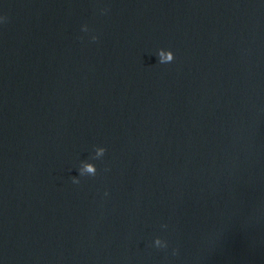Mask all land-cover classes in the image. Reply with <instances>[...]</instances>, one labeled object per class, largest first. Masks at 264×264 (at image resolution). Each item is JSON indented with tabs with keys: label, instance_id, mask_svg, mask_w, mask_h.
I'll return each instance as SVG.
<instances>
[{
	"label": "water",
	"instance_id": "95a60500",
	"mask_svg": "<svg viewBox=\"0 0 264 264\" xmlns=\"http://www.w3.org/2000/svg\"><path fill=\"white\" fill-rule=\"evenodd\" d=\"M0 264H264V0H0Z\"/></svg>",
	"mask_w": 264,
	"mask_h": 264
},
{
	"label": "clouds",
	"instance_id": "9594fccd",
	"mask_svg": "<svg viewBox=\"0 0 264 264\" xmlns=\"http://www.w3.org/2000/svg\"><path fill=\"white\" fill-rule=\"evenodd\" d=\"M83 31H88L87 26L84 27ZM98 39H99L98 36H92V41H96ZM174 59H175V55L171 50H164V49L159 50L158 52V62L159 63H162V64L171 63L172 61H174ZM106 151L107 149L105 147H96L95 155L93 159L102 158L105 155ZM78 172H79L78 176L72 177V182L74 184L80 183L79 177L95 176L97 174V167L94 163L84 161L82 162L81 167L78 169ZM105 195H107V193H105ZM163 227L167 228V225H163ZM155 246L160 249H166L168 247V242L166 240H163L157 237L155 239ZM173 254L174 255L178 254V249L174 251Z\"/></svg>",
	"mask_w": 264,
	"mask_h": 264
}]
</instances>
